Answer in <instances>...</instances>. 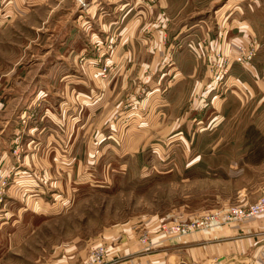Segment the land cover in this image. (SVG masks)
<instances>
[{
	"label": "rangeland",
	"instance_id": "1",
	"mask_svg": "<svg viewBox=\"0 0 264 264\" xmlns=\"http://www.w3.org/2000/svg\"><path fill=\"white\" fill-rule=\"evenodd\" d=\"M134 1L11 0L3 9L9 16L0 18V94L6 89L7 94L18 93V97L28 94L31 100L39 93L41 96H37L36 102L42 104L53 93L63 102L61 110L66 111L69 106L66 92H57L58 85L53 82L66 70H53L50 64L57 58L55 50L60 39L56 34L62 30L67 32L69 23L76 19V35L84 36L85 28L90 33L89 47L77 54L76 61L83 65L87 63L99 83L86 87L81 82L84 86L71 90V96L83 95L92 88L93 103H96L92 120L96 123L105 118L103 120L109 123L111 131L120 128V149L116 145L101 144L103 136L98 132L87 134L85 138L81 136L83 148L61 150L60 174L53 171L52 175L53 167L45 166L49 177L43 180L44 193L39 199L31 198L34 187H38L34 182H30L33 185L19 183L22 167L17 169L14 165L2 169L0 264H54L70 256L77 263L87 264L92 251L99 245L107 250L104 261L99 264H106L111 246L103 236L114 227L124 223L139 224V239L143 243L142 238L151 234L153 220L158 221L159 232H163L164 225L176 216L182 215L179 219L184 220L224 205L252 202L256 199L251 195L260 193L257 183L234 180L229 174V162L238 158V153L229 147L231 134L228 132L236 127L234 119L229 121V117L215 133L191 130L178 136L163 133V130L159 133L165 127H158L163 124V119L158 118L157 124L151 127L156 133L153 138L142 132L139 148L127 144L129 135H132L127 131L133 125L128 111L137 107L144 112L150 99L160 100L154 83L162 87L166 80L161 79L163 70L156 67L170 61L171 57L167 53L168 38L163 34L159 38H149L135 33L138 25L134 21L144 18L141 25L148 27L145 16L160 2L142 0L135 6ZM228 1L189 0L185 12L191 18L193 14L206 11L205 14L212 16L215 23L216 14L220 15L219 10ZM168 17L165 10L161 11L152 22L156 25L151 24L152 28L163 30ZM84 38L78 39L81 46ZM71 72L82 78L87 74L83 68ZM38 82L41 83L37 85ZM109 90H112L111 95H108ZM104 94L108 95L110 103H105ZM163 95L161 89V99ZM58 97L53 99L60 106ZM75 104L73 99L71 105ZM107 106L110 109L114 106L117 112L112 116ZM79 108L85 110V107ZM157 108H163L162 104ZM241 115L245 125V114L242 112ZM238 119L239 122L241 119ZM63 127L60 133L67 138L66 127ZM15 140L10 151L20 159L22 148ZM73 156L77 159L76 164L63 162ZM191 159L194 160L188 162ZM58 178L59 182L52 183ZM15 184H20L19 189L24 185L29 190V208L26 207L28 210L23 215L13 209L6 214L10 189ZM243 184H248L250 189L246 190L247 196L241 198L239 189ZM5 221L9 224L6 225Z\"/></svg>",
	"mask_w": 264,
	"mask_h": 264
},
{
	"label": "crops",
	"instance_id": "2",
	"mask_svg": "<svg viewBox=\"0 0 264 264\" xmlns=\"http://www.w3.org/2000/svg\"><path fill=\"white\" fill-rule=\"evenodd\" d=\"M9 1L11 0H0L2 12L0 18L9 16L3 10ZM141 1L135 0V6L141 4ZM157 1L160 3L145 16L148 27L141 25L144 18L141 21L136 18L137 21L134 23L137 22L138 29L135 33L140 37L159 38L163 34L168 38L166 45L167 53L171 56L170 61L156 67L163 70L161 79L166 81L162 87L154 83L160 100L150 99L144 112L137 107L128 111L129 117L133 119V125L127 131L132 133L127 144L132 148H139L142 132L149 133L150 138H153V134L156 133H153L151 127L157 124L158 118L163 119V124L158 127H165L160 129L159 133L163 130V133L176 136L188 134L191 130L215 133L227 117L229 121L234 119L236 127L234 131L230 129L228 132L231 134L229 147L238 153V158L229 162V174L235 178L234 180L244 179L246 183H257L260 193L251 195L257 199L264 190V0H229L219 10L220 15L216 14L215 23L211 19L212 16L208 17V14H205L206 11L193 14L190 18L185 12L189 8V0ZM163 10L169 14L167 24L163 30L152 28L156 26L152 22ZM75 11L76 9L73 14ZM76 25L75 19L73 23H69L70 29L67 32L62 30L56 34L60 39L55 50L57 58L50 64L53 65L51 68L53 70L60 68L66 70L53 79V82L58 85L57 92L61 90L63 93L66 92L65 97H68L71 104L74 99L75 105L72 106L68 102L67 110L62 111L63 102L57 96L60 99L59 106L58 101L55 102L53 99L57 98L53 93L46 97L42 104L36 102L39 98L37 96H41L39 93L31 100L28 99V94L18 97V93L7 94L9 91L6 89L0 94V171L9 166L13 168L14 165L17 169L22 167L19 183L33 185L30 183L32 181L35 186L41 187L40 190L34 187V194L31 195L34 199L41 198V193H44L42 183L49 177L45 166L53 167L50 172L52 175L53 171L60 174L61 150L83 148L81 136L85 138L87 134L98 132L103 136L101 144L116 145V148L120 149V128L111 131L109 123L103 120L105 118L96 123L92 120L96 104L93 103L92 88L85 90L87 92L83 95H78L79 99L74 94L71 96V90L75 91L84 84L86 87H92L94 83H99L98 79L93 78L95 75H92L91 67L86 65L87 63L83 65L76 61L77 54L86 50L90 42L87 28L84 36L76 35ZM248 33L259 38L260 46L254 59L247 65L235 64L230 74L219 85L211 87L207 55L220 48L227 52L233 50L237 43L245 41ZM82 37H85L83 46L78 40ZM82 68L87 73L84 78L71 72ZM62 74L67 77H61ZM39 83L41 82L37 85ZM208 85L211 88L208 89ZM161 89L164 94L162 99ZM111 92L112 90H109L108 95H111ZM108 95L104 94L103 98H107ZM109 99L107 98L105 103L109 102ZM160 103L163 108L158 109ZM79 107H85V110L81 111ZM106 109L111 115L117 112L114 106H111V109L107 106ZM242 112L245 114V125L242 121ZM238 118L241 119L239 122ZM63 126L66 127L64 132L67 138L60 133ZM237 134L240 136L237 137ZM14 138L22 148L20 159L14 157L10 151ZM76 161L73 156L67 162H63L74 165ZM59 178L52 183L59 182ZM19 185L15 184L10 189L6 214L13 209L19 215L20 212L23 215L29 208V190L24 185L19 189ZM249 189L248 184H243L239 189V196L241 198L247 196L246 190ZM179 217L182 215L176 216L172 221L182 220ZM138 226L136 223H124L110 229V233L104 234L103 240L111 246L106 256V264H264V216L253 217L242 223L198 230L183 236L159 232V223L153 220L150 227L152 243L149 247L140 242ZM67 259H60L54 264L82 263L73 261L71 256Z\"/></svg>",
	"mask_w": 264,
	"mask_h": 264
},
{
	"label": "built area",
	"instance_id": "3",
	"mask_svg": "<svg viewBox=\"0 0 264 264\" xmlns=\"http://www.w3.org/2000/svg\"><path fill=\"white\" fill-rule=\"evenodd\" d=\"M260 46L259 39L255 34L248 33L245 41H240L233 50L225 51L220 48L208 54L207 65L212 85H219L228 76L232 67L237 65H247L254 59ZM214 83V84H213ZM208 85V89L211 88ZM264 216V190L261 195L252 202L244 204L224 205L212 210H206L199 215L167 223L163 227V232L167 234L190 235L198 230H207L217 226L242 223L252 217ZM145 247L152 243L150 236L142 238ZM106 248L97 246L87 260V264L102 263L106 254Z\"/></svg>",
	"mask_w": 264,
	"mask_h": 264
},
{
	"label": "bare ground",
	"instance_id": "4",
	"mask_svg": "<svg viewBox=\"0 0 264 264\" xmlns=\"http://www.w3.org/2000/svg\"><path fill=\"white\" fill-rule=\"evenodd\" d=\"M194 233V232H193ZM181 236H183V235H181Z\"/></svg>",
	"mask_w": 264,
	"mask_h": 264
}]
</instances>
